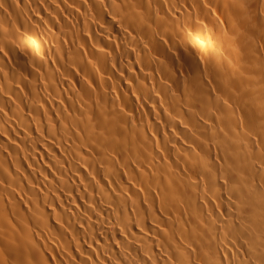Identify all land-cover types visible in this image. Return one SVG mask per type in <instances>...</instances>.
I'll use <instances>...</instances> for the list:
<instances>
[{"label":"bare ground","instance_id":"6f19581e","mask_svg":"<svg viewBox=\"0 0 264 264\" xmlns=\"http://www.w3.org/2000/svg\"><path fill=\"white\" fill-rule=\"evenodd\" d=\"M0 264H264V0H0Z\"/></svg>","mask_w":264,"mask_h":264}]
</instances>
